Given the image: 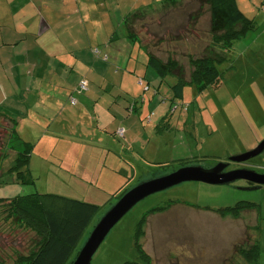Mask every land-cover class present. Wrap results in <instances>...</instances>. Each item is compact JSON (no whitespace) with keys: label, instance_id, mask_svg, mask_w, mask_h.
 <instances>
[{"label":"rangeland","instance_id":"1","mask_svg":"<svg viewBox=\"0 0 264 264\" xmlns=\"http://www.w3.org/2000/svg\"><path fill=\"white\" fill-rule=\"evenodd\" d=\"M238 1L245 16L253 20V26L235 38L230 48L223 49L226 57L217 83L201 88L188 84L182 96L173 98L169 95L172 79L167 76L157 94L139 84L138 93L130 94L131 97L117 95L118 101L132 100L128 102L130 106L136 99L139 104L143 103L147 116L144 122L148 125L145 134L161 116L160 108L155 107L156 111L148 118L152 110H146V106L150 100L163 104L165 111L171 108L170 123L177 125L176 129L154 138L170 141L169 146L162 143L161 155H151L154 159L148 163L141 161L140 168L135 163L133 175L119 180L118 187L124 182V187L130 188L144 179L167 174L180 167L181 160L185 165L211 167L231 155L248 151L264 138V14H261L264 5L256 0ZM132 22L133 32L146 50L162 60L174 58L186 80L193 70L190 57L220 53L222 40L216 41L210 33L207 5H200L198 0H177L139 12ZM132 51L131 57H122L116 63L120 74L123 70L132 71V64L140 68L139 62L146 57L138 46H133ZM149 71L154 73V85H157L159 77L153 69ZM105 86L101 85L99 90L108 95ZM84 90L87 86L77 91ZM6 110L12 113L13 108ZM113 121L109 122L111 132L116 125ZM24 122L30 125L33 121L26 118ZM10 127L0 120V196L53 192L98 204L100 210L85 232L84 240L100 216L116 201L114 196L119 189L112 181H105L111 175L102 170L108 166L107 162L103 165L82 151L71 155L58 151L59 155L53 156L40 145L41 148L32 152L28 178L16 180L12 166L18 150L14 148V139L7 135ZM123 139L118 137L117 142H124ZM138 141L135 150L140 151ZM59 159L58 164L55 160ZM165 160L167 166H157ZM248 164L249 168L264 173V150L250 158ZM243 186H246L243 180L226 184L184 181L146 196L110 230L90 264H123L124 260L133 259L137 255L133 241L139 234L135 230L139 217L144 210L157 205H166L165 210L145 216L143 232L137 239L153 263L247 264L244 262L253 259L256 264H264V185L252 190L238 188ZM169 200L172 202L167 204ZM240 200L254 205L239 207L235 215L220 214V209ZM4 209L5 204L0 200V264H13L33 250L37 236Z\"/></svg>","mask_w":264,"mask_h":264},{"label":"crops","instance_id":"2","mask_svg":"<svg viewBox=\"0 0 264 264\" xmlns=\"http://www.w3.org/2000/svg\"><path fill=\"white\" fill-rule=\"evenodd\" d=\"M172 1L0 0V120L11 126L7 135L14 139L18 152L31 144L29 169L32 152L40 145L53 156L59 155L58 151L69 155L82 151L103 165L107 162L102 170L111 176L105 181L117 185L119 180L133 175L135 163L140 168L141 161L148 163L154 159L151 155H161L162 143L169 146V140L154 139L177 127L170 123L169 108L165 111L163 104L149 101L146 110L152 111L148 118L155 107L160 108L161 116L145 134L148 125L144 122L147 116L143 103L136 99L132 107L116 97H131L139 84L157 94L145 45L138 36L134 41L129 37L125 19ZM256 1L264 5V0ZM111 45L115 50H110ZM133 46L142 49L146 57L139 62L140 68L132 64V71L120 74L116 63L122 57H131ZM83 79L87 90L77 91ZM101 85H107L108 95L99 90ZM10 108L12 113L6 110ZM26 118L33 122L26 124ZM111 120L116 124L112 132ZM121 127L125 139L118 143L120 136L115 132ZM136 141L140 151L135 150ZM55 161L60 163V159ZM124 185L122 182L117 187ZM244 263L256 264L255 260Z\"/></svg>","mask_w":264,"mask_h":264},{"label":"trees","instance_id":"3","mask_svg":"<svg viewBox=\"0 0 264 264\" xmlns=\"http://www.w3.org/2000/svg\"><path fill=\"white\" fill-rule=\"evenodd\" d=\"M198 1L200 5H207L209 31L216 41L222 40V45L219 48L220 53L213 52L207 56L190 57L189 63L192 65L193 70L189 79L186 80L183 77L182 67L174 58L168 57V59L162 60L143 46L147 52V66L153 69L156 76L159 77V82L155 85L156 91L160 88L163 80L170 76L172 81L169 95H172L173 98L182 96L184 87L188 84H194L201 88L217 83L221 74L220 66L226 57L223 49L230 48L235 38H238L253 26V20L245 16L236 0ZM172 2H175V0ZM138 14L139 12H135L125 19L126 31L133 41L138 37L133 32L132 21ZM129 101L132 102L127 98L126 102ZM135 102L133 101V103ZM169 112H171V108H169ZM160 124L158 123L156 126L159 128ZM31 150V144H28L24 146L22 151L17 153L12 166V171L16 173V180H26L28 178L29 168L27 162ZM167 164V161L160 162L157 166L165 167ZM183 165H185V161L181 160L180 166ZM128 188L124 186L120 188L115 193V199L119 198ZM0 200L5 204L4 210L7 215L23 223L37 236L33 250L28 255H21L19 261H14L13 264L18 262L22 264H70L83 242L82 238L85 232L100 210V206L96 203L53 192H33L14 197L0 196ZM171 202L169 200L167 204ZM252 205L254 203L250 201L240 200L233 206L218 210L221 215L227 213L235 215L239 207ZM165 206L157 205L144 210L139 217L135 228L136 232H139V234L143 232L142 223L147 214L163 211ZM139 234L134 236L133 241L137 255L133 259L124 260L123 264H155L137 240Z\"/></svg>","mask_w":264,"mask_h":264},{"label":"water","instance_id":"4","mask_svg":"<svg viewBox=\"0 0 264 264\" xmlns=\"http://www.w3.org/2000/svg\"><path fill=\"white\" fill-rule=\"evenodd\" d=\"M264 150V138L243 153L229 156L228 162L246 161ZM227 162L220 161L211 167L201 165H183L164 174L139 181L123 192L119 198L100 216L70 264H90L91 258L110 230L140 200L146 196L164 190L184 181H201L210 184H226L235 180H246L250 185L238 187L242 190L257 189L264 185V173L248 168H236L223 171Z\"/></svg>","mask_w":264,"mask_h":264},{"label":"flooded vegetation","instance_id":"5","mask_svg":"<svg viewBox=\"0 0 264 264\" xmlns=\"http://www.w3.org/2000/svg\"><path fill=\"white\" fill-rule=\"evenodd\" d=\"M248 160L246 161H243V162H233V161H230L228 162V159L224 160V162H227V166L223 169V171H229V170H232V169H236V168H248V169H251L249 168V164H248ZM235 164V165H234ZM236 181L238 180H235L231 183H235ZM245 182V185H250V183H248L246 180H243Z\"/></svg>","mask_w":264,"mask_h":264},{"label":"built area","instance_id":"6","mask_svg":"<svg viewBox=\"0 0 264 264\" xmlns=\"http://www.w3.org/2000/svg\"><path fill=\"white\" fill-rule=\"evenodd\" d=\"M85 80H82L78 86L79 89L83 90L84 88H86V85H85ZM71 101L74 102V98H71ZM116 133L119 135V136H123V133H124V129L121 127V128H118Z\"/></svg>","mask_w":264,"mask_h":264}]
</instances>
